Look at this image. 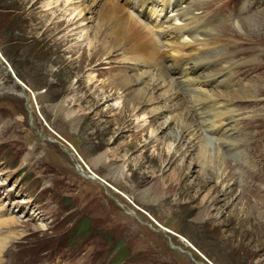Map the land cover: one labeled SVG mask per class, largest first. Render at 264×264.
Wrapping results in <instances>:
<instances>
[{
  "label": "rangeland",
  "instance_id": "1",
  "mask_svg": "<svg viewBox=\"0 0 264 264\" xmlns=\"http://www.w3.org/2000/svg\"><path fill=\"white\" fill-rule=\"evenodd\" d=\"M55 1L0 0V218H15L0 227V238L10 237L0 264H47L53 257L64 264H264V0H191L190 27L219 28L202 53L195 54L198 41L179 36L170 46L180 50L183 43L187 53H170L172 37L148 23L164 65L203 56L208 70L220 72L221 84L207 80L219 92L189 87L204 97L200 102L212 94L226 100L225 108L212 106L218 100L205 107L229 111L216 124L220 132L240 129L235 146L220 150L226 163L219 179L210 167L202 175L199 146L171 134L177 122L161 128L169 117L161 89L136 111L117 107L131 93L110 81L132 74L135 61L96 1L60 0L43 12ZM135 3L120 0L126 15L143 22ZM150 4L154 16H172ZM237 21L254 28L240 33ZM247 81L256 86L248 99L224 97Z\"/></svg>",
  "mask_w": 264,
  "mask_h": 264
},
{
  "label": "bare ground",
  "instance_id": "2",
  "mask_svg": "<svg viewBox=\"0 0 264 264\" xmlns=\"http://www.w3.org/2000/svg\"><path fill=\"white\" fill-rule=\"evenodd\" d=\"M95 1H96L97 6L100 8V13H103L104 16H106L109 20L113 21V24L116 27V29H114L115 33L117 35L121 34L119 38V39H122L121 46L127 47L126 50L129 51L128 53L132 57L130 59L135 61L133 62L135 64L131 67L132 68L131 71L133 72L132 74L127 75V73L124 71V76H121L117 79H111L110 81L109 85L111 87H118V89L126 90V92L131 93V95L127 97L123 102L117 104V107L118 106L123 107L127 105L130 107V109H132L133 111H136V109L138 108L137 105L141 104V108H142L144 105H147L149 103V100L151 101L155 99L154 96L151 95L152 91L154 92V89L156 88L161 89L162 94L165 98L164 100L168 103L167 112H169V117L161 123V128L162 129L168 128L169 125H172L173 121H175V123L173 124V126L175 127V124L177 122V125L179 124V126L175 127L176 129L173 128L171 134H173L174 138L178 139V141H184L185 137L188 136V139H187L188 142H192L193 145L195 146L197 145L200 147V151H201L200 156H201V159L204 160L201 162L202 167L200 166L202 169V175H204V170L207 167H210L212 169L213 177H215L216 179L222 178L225 172L226 156L223 153H221L220 150L221 151L225 150L226 152V149L222 148V146H225V148H228V150L235 146V144L233 145V143L240 140L237 138L235 139V137L238 136V133H239L237 132V130H240V129H235L234 131L231 130L229 133L226 131L220 132L219 126L217 127L216 124L219 122V120H221L223 116H227L226 113L229 111L226 110V111H219L216 113H208L205 107L209 103L212 104L211 101L218 100L221 102L217 105L212 104V106H217V107H222V108L224 106L225 108V106H228L227 105L228 103H226V100L225 99L221 100V99H216V98L213 99V96L218 97V95L212 94L209 96L210 97L209 101L200 102L199 99H204V97H201L199 91H196L195 86H194L195 88L193 89L189 88L190 86H193L196 84L202 85V86L209 85L211 86L210 89H208V87L203 88V90H205L207 94L208 92H219V91H215V87L212 86L214 83L212 84L208 83L207 80L211 79V80H216L217 82L219 80L218 74H220V72H218L216 68H212V70H208L210 63L203 56L199 57L198 62L196 63L193 62L192 64L187 63L186 61L181 60V59H178V60L175 59V62L172 64L171 67H167L166 65H164V62H163L164 56H162L163 50L162 49L159 50V48H161L160 47L161 43L155 36V30L152 29L153 26L151 27L148 25L149 21L153 19L152 16H154L153 15L154 13L151 14L150 10L145 9L146 3L155 2L159 4L163 8L164 11L172 12V16H171V13L165 14L163 15L162 20H159V21L155 20L154 22L155 23L154 27H161V28L164 23V27L162 29L159 28L160 31L166 32V34H168V37H172V39L174 40V41H170V43L167 42L165 46L166 49L170 53H173L174 51L177 52V54L187 53L186 47L183 43H182L180 50H172L170 45L172 43L173 45L177 44L176 40L178 36H179V39L181 38L183 41H186L188 37L193 38L194 39L193 41L195 42L198 41L197 44H199L200 47L202 46V49H199V48L198 49L196 48L197 50L194 49L196 50L195 54L202 53L201 50H203L204 47H207V43L209 41L207 40V38L208 39L209 37L211 38V35L213 34L216 35L215 33L217 32L219 28L218 27H216V29L213 28L211 30L213 32H211L208 29L206 31V28H204V31H202L200 29V26L190 27V22H192L193 17H189L187 15L188 11L185 9V7L186 5L190 3L191 0H151V1L150 0H140L139 7L142 8L141 12L144 17L143 22L142 20L134 16L132 13L126 15V11L122 8L120 4V0H95ZM196 1H199V0H196ZM61 3L62 2H60V0H56L54 3L53 2L45 3V5H43L44 7L43 12H45L48 15V11L56 10L57 8H59ZM91 3H93L92 0H91ZM183 4H184V7H182ZM72 15L69 18V21L74 20L75 16H72ZM59 21L60 20L56 21L53 24V27L57 26ZM179 22L182 25L177 24ZM251 23L252 24H250L249 22L242 24V22L239 23V21H237L233 25H234L235 30L237 29V31H240V33L244 34L245 27H249V28L253 27L255 22L254 23L251 22ZM67 25H71V24L68 23ZM68 30L69 32H74L73 28L68 29ZM73 35H74L73 33L70 35L71 39ZM201 35H203L202 37L204 38H200ZM63 39L68 40L66 35H64ZM261 43H264V41H261ZM92 47H93L92 44H88L87 49L91 51ZM102 49L103 51L106 52L107 47L102 45ZM216 55L220 56L221 51L216 50ZM188 65L190 66V69L187 68ZM205 72L208 74H206ZM192 74H196V75L195 76L193 75L194 77H188V76H191ZM177 78H180V79L183 78L187 82V84L186 83L184 84L182 81L177 82L176 81ZM94 83L96 84V82ZM133 83L142 85V87L133 88L132 87ZM216 84H221V83L218 81ZM130 86L131 88L127 90ZM232 89L228 91L227 90L222 91V93L224 94V97L232 98L237 101L238 100L244 101L247 97H250L251 95L256 93V86L251 85L250 81H247L246 83L241 84L236 89H233V90ZM189 91L192 93H190ZM185 92L190 93L189 95L190 98L186 97ZM247 92H251V95H246ZM146 94H147V97H146ZM191 101L193 103H196L197 105L196 113H192L193 111H191V104H190ZM239 103L241 104V102ZM211 108L213 107H210V109ZM199 111L202 112L201 117H199L200 116ZM208 111L211 112V110H208ZM170 112H174L175 114L173 115ZM190 115L192 116L197 115V117H193L194 118L193 119ZM227 127H229V125ZM263 131L264 130H261L260 133L262 134ZM207 134H210V135L206 136ZM239 147L240 146H237L235 148H239ZM171 163H174V162L170 161V164ZM256 163H258V159L255 158V162L253 164H256ZM241 167L242 166L240 165V168ZM252 168L253 167H250L248 169H250L251 171ZM78 170H80V167H78ZM80 172L85 177H89L90 179L94 180V178L91 177V174L88 175L84 171H80ZM245 176L248 178L247 173L245 174ZM249 181L252 182L253 184L258 183V181L255 179H249ZM222 182H223V179H222ZM201 187H204L203 182L199 184L198 189L201 190ZM14 219L15 218L1 217L0 227L5 226L7 223L9 224L10 222H14ZM9 239H10L9 236H3L2 238H0V261H1L2 250L6 246L7 242H9L8 241Z\"/></svg>",
  "mask_w": 264,
  "mask_h": 264
},
{
  "label": "water",
  "instance_id": "3",
  "mask_svg": "<svg viewBox=\"0 0 264 264\" xmlns=\"http://www.w3.org/2000/svg\"><path fill=\"white\" fill-rule=\"evenodd\" d=\"M0 59H2L1 55H0ZM8 71H9L10 73H12V71H11V70H9V69H8Z\"/></svg>",
  "mask_w": 264,
  "mask_h": 264
}]
</instances>
